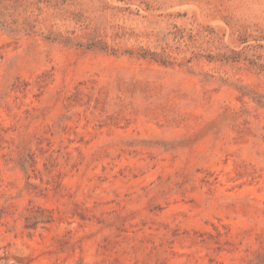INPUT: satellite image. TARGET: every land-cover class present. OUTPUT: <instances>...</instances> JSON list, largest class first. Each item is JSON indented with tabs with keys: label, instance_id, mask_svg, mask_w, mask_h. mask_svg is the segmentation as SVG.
Returning a JSON list of instances; mask_svg holds the SVG:
<instances>
[{
	"label": "rangeland",
	"instance_id": "rangeland-1",
	"mask_svg": "<svg viewBox=\"0 0 264 264\" xmlns=\"http://www.w3.org/2000/svg\"><path fill=\"white\" fill-rule=\"evenodd\" d=\"M0 264H264V0H0Z\"/></svg>",
	"mask_w": 264,
	"mask_h": 264
}]
</instances>
